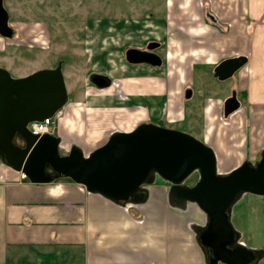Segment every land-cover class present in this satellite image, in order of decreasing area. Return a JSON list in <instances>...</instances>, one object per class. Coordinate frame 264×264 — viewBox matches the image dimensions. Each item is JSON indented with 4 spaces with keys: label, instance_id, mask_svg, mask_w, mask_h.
<instances>
[{
    "label": "crops",
    "instance_id": "0c3cea01",
    "mask_svg": "<svg viewBox=\"0 0 264 264\" xmlns=\"http://www.w3.org/2000/svg\"><path fill=\"white\" fill-rule=\"evenodd\" d=\"M164 1L162 19L153 18L151 11L140 14L133 5L129 7L140 18L122 24L99 20L91 27L122 34L118 41L135 49L157 44L155 54L161 65H130L126 61L121 65L117 57L114 61L119 65L113 69L103 52L95 56L103 71L97 74L112 78L110 86L115 81L118 99L139 106L145 112L142 116L150 119L174 97V84L188 81L170 77L169 66H174L171 59L177 54L174 47L180 46L177 58L181 61L193 55L198 59L194 67L212 70L223 60L245 57V65L228 79L231 93H235L238 102L240 97L242 103L219 131L211 117L219 112L221 104L223 112L222 101L227 98H206L208 103L202 114L207 128L202 142L213 150L218 174L224 175L245 161L257 162L264 152V0L175 1L182 9L188 7L190 16L196 11L193 19H199L203 26L186 20L187 15L180 17L182 25H175L170 13L175 3ZM208 6V16L217 24H207L203 15ZM201 36L208 37L203 40L207 43L189 46L188 41L197 45ZM180 67L178 63L176 68ZM182 68L178 74L184 71ZM187 74L190 77L189 69ZM90 100L77 103L90 110L105 108L103 102L93 105ZM61 110L52 117L53 131L59 125ZM145 196L143 203L122 204L88 192L67 179L31 184L0 161V264H206V253L196 238L206 224L205 215L199 209L190 214L194 204H170L168 185L157 179L145 187Z\"/></svg>",
    "mask_w": 264,
    "mask_h": 264
},
{
    "label": "water",
    "instance_id": "95a60500",
    "mask_svg": "<svg viewBox=\"0 0 264 264\" xmlns=\"http://www.w3.org/2000/svg\"><path fill=\"white\" fill-rule=\"evenodd\" d=\"M0 0V37L11 39L9 15ZM158 47L147 50L130 48L125 61L130 65L159 67ZM246 63L243 56L229 58L213 69L218 81L230 79ZM59 61L54 68L41 69L15 78L0 67V155L2 163L21 173L31 184H48L69 179L114 203L145 201V187L156 179L169 185V203L176 207L194 204L205 215L206 224L197 232V242L210 250L206 264H264V249L254 251L239 243V234L231 223V207L240 194L263 199L264 152L255 163L243 162L230 172L217 173L213 150L192 135L151 123H141L128 132L111 133L104 144L87 155L72 146L59 154L61 139L52 134L33 135L26 126L55 116L68 101ZM88 81L96 89H107L111 79L93 73ZM189 97V91L185 93ZM239 108L232 92L223 102L227 118ZM17 138L21 143H14ZM197 174L191 185L185 182Z\"/></svg>",
    "mask_w": 264,
    "mask_h": 264
},
{
    "label": "rangeland",
    "instance_id": "374dc122",
    "mask_svg": "<svg viewBox=\"0 0 264 264\" xmlns=\"http://www.w3.org/2000/svg\"><path fill=\"white\" fill-rule=\"evenodd\" d=\"M172 1L175 3L176 0ZM164 2V0H145L143 3L138 0H3V7L9 15V26L15 32L11 39L0 37V67L8 71L12 77H24L37 70L54 68L58 61L62 62L61 70L69 102L61 110L59 125L54 130V136H59L62 141L59 149L61 156L66 155L72 146L79 147L83 154L87 155L104 144L109 134L116 131H131L141 123L179 130L202 141L204 130L207 128L206 118L202 114L204 104L208 103L205 100L208 97L228 98L231 95L228 85L230 80L220 82L212 76V68L194 67V62L198 59L193 55L189 58L187 56L185 61L178 59L180 46L174 47V53L177 54L171 59L174 66L173 68L169 66L172 71L170 77L174 76L176 80L186 79L189 82L174 84L172 90L174 97L170 98L168 105L166 104L161 112L159 109L160 113L153 118L143 117L145 112L139 106L119 100V90L115 81L112 86L102 90L96 89L88 81L90 74L103 72L95 56L104 52L106 61L111 62L110 65H113L111 67L114 69L115 65H119L114 59L118 57L123 65L125 51L135 48L133 45L124 46L118 41L122 34L117 35L113 30L102 32L96 30L98 27L93 30L92 24L99 20L106 23L117 21L122 24L140 18L139 12L146 14L150 11L153 18L162 19L165 11ZM133 5L140 10L138 13L131 10ZM181 7V4L175 3L173 11L172 7L170 8L175 25H182L180 17L183 15H187L186 20L189 19L195 26L202 25L199 19H193L196 11L190 16V13H187L188 7L186 9ZM208 8L209 6L205 8L203 15L207 17V24L215 22L209 18L208 15L211 13ZM190 10L193 11L192 5ZM215 23L217 24V21ZM221 28L225 29L222 26ZM200 39L202 41H198L197 45L193 41H188L191 43L189 46H202L207 43L203 40L206 41L208 37L201 36ZM160 53L163 56V53ZM178 63L183 67L182 75L180 72L178 74L181 68H176ZM188 69L190 77L187 74ZM187 91L188 98L185 97ZM85 96L92 98L89 100L93 105L103 102L105 108L102 111L93 109L92 111L85 105H78V101H87ZM238 100L241 104L242 99L238 97ZM211 118L219 131H222L230 121L229 117L225 119L223 116L222 104L219 112ZM197 179L198 175L193 174L185 185L191 186ZM262 206L261 197L240 194L231 207V223L239 234V243L254 251L264 249ZM190 209V214L194 215L193 209L197 213L196 205L190 206Z\"/></svg>",
    "mask_w": 264,
    "mask_h": 264
},
{
    "label": "built area",
    "instance_id": "2783aa9c",
    "mask_svg": "<svg viewBox=\"0 0 264 264\" xmlns=\"http://www.w3.org/2000/svg\"><path fill=\"white\" fill-rule=\"evenodd\" d=\"M53 118L44 119L41 122H33L26 126L27 130L33 135L54 134Z\"/></svg>",
    "mask_w": 264,
    "mask_h": 264
},
{
    "label": "flooded vegetation",
    "instance_id": "af4514ba",
    "mask_svg": "<svg viewBox=\"0 0 264 264\" xmlns=\"http://www.w3.org/2000/svg\"><path fill=\"white\" fill-rule=\"evenodd\" d=\"M211 19V18H210ZM213 20V19H212ZM8 23H9V21H8ZM13 32H15L14 30H13ZM147 47H148V45L147 46H145V48H143V49H141V50H147ZM130 49V48H129ZM128 50V49H127ZM155 51L156 50H153V53H155ZM14 143L16 144V145H18V146H21V143L19 142V140L17 139V138H15L14 139ZM187 186H189L188 184H187ZM209 250V249H208ZM210 251V250H209Z\"/></svg>",
    "mask_w": 264,
    "mask_h": 264
},
{
    "label": "trees",
    "instance_id": "16d2710c",
    "mask_svg": "<svg viewBox=\"0 0 264 264\" xmlns=\"http://www.w3.org/2000/svg\"><path fill=\"white\" fill-rule=\"evenodd\" d=\"M3 159H2V157H1V155H0V161H2ZM67 180H69V179H67ZM70 181V180H69ZM204 251H205V253H206V257H208V256H210V251L207 249V248H204Z\"/></svg>",
    "mask_w": 264,
    "mask_h": 264
}]
</instances>
